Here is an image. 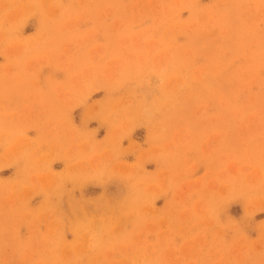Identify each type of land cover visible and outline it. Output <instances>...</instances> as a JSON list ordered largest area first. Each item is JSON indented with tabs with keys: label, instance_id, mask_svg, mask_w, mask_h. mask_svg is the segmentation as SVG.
<instances>
[{
	"label": "rangeland",
	"instance_id": "374dc122",
	"mask_svg": "<svg viewBox=\"0 0 264 264\" xmlns=\"http://www.w3.org/2000/svg\"><path fill=\"white\" fill-rule=\"evenodd\" d=\"M0 264H264V0H0Z\"/></svg>",
	"mask_w": 264,
	"mask_h": 264
}]
</instances>
